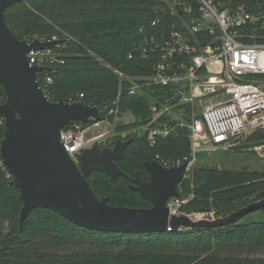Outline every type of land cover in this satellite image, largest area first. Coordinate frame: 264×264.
<instances>
[{"label": "trees", "instance_id": "obj_1", "mask_svg": "<svg viewBox=\"0 0 264 264\" xmlns=\"http://www.w3.org/2000/svg\"><path fill=\"white\" fill-rule=\"evenodd\" d=\"M227 2L231 7L248 5L251 10L264 6V0ZM172 3L173 0H29L8 7L5 21L19 40H58L53 47L56 61L38 75L48 99L83 102L98 108L102 118L120 89L114 70L130 76L152 72L155 59L128 60L127 56L146 37L168 35L172 26L179 24L182 10L176 6L173 11ZM157 19L160 23L152 26ZM46 76L52 77L53 83L45 88L40 78ZM126 87L124 84L122 88ZM81 94L83 98H79ZM5 100V90L0 86V104ZM120 111L132 114L134 121L115 128L116 134L103 148L113 147L123 139V133L143 126L150 118V101L124 92ZM75 123L78 122L69 123L66 129ZM4 136L5 122L0 115V145ZM131 138L124 159L116 161L125 176L112 182L107 175L93 172L87 181L94 194L99 199L108 198L111 206L150 208L149 201L130 189L132 179L138 174L148 182L150 176L144 164L158 161L157 157L172 162L190 158L192 144L186 132L160 139L154 147L144 137H127ZM240 142L232 149L257 156L253 148L264 143V129ZM232 149L223 152L229 154ZM11 181L0 154V264H264V207L258 210L263 214L260 221L242 222L241 217L219 228L166 233L95 232L43 208L33 209L20 226L23 202ZM262 191L264 170L194 166L179 187L180 197L193 195L181 211L215 212L216 218H224L248 206L253 202L251 198Z\"/></svg>", "mask_w": 264, "mask_h": 264}, {"label": "built area", "instance_id": "obj_2", "mask_svg": "<svg viewBox=\"0 0 264 264\" xmlns=\"http://www.w3.org/2000/svg\"><path fill=\"white\" fill-rule=\"evenodd\" d=\"M227 1L173 0L172 10L176 6L182 10L179 24H174L168 35L146 37L127 56L128 60L155 59L152 72L130 76L114 70L120 89L106 115L60 131V142L76 165L83 149L96 142L103 148L111 138L100 133L101 127L128 114L120 111L124 92L147 98L150 118L143 126L123 133V140L136 135L154 147L160 139L186 132L192 144L190 158L172 162L157 157L167 168L186 164L185 179L200 153L210 156L219 150L229 151L237 140L264 129V6L251 10L248 5L231 7ZM159 23L157 19L152 26ZM35 39L45 41L38 37L25 41ZM55 55L53 48L27 53L31 66L44 67L56 61ZM40 80L45 88L53 83L50 76ZM124 84L126 89L122 88ZM83 97L81 94L79 98ZM253 151L264 159V143ZM192 199L193 195L173 197L167 206L171 213H180ZM189 215L216 218L215 212Z\"/></svg>", "mask_w": 264, "mask_h": 264}, {"label": "water", "instance_id": "obj_3", "mask_svg": "<svg viewBox=\"0 0 264 264\" xmlns=\"http://www.w3.org/2000/svg\"><path fill=\"white\" fill-rule=\"evenodd\" d=\"M29 0H0V86L6 100L0 104L5 136L0 145L4 166L11 184L20 191L23 208L20 226L33 209H49L74 225L102 233L151 234L182 230L214 229L264 207V191L248 206L227 217L196 218L185 212L171 213L167 202L179 196L187 165L163 167L159 161L146 162L149 182L138 174L130 189L150 202V208H125L99 199L87 178L93 172L107 175L112 182L125 176L116 161L132 143L118 139L114 147L101 148L96 142L83 149L79 165L70 158L60 142V131L69 123H88L100 119V110L83 102H52L43 92L38 73L47 67L31 66L27 53L51 49L58 40L28 43L13 35L5 21V10Z\"/></svg>", "mask_w": 264, "mask_h": 264}, {"label": "rangeland", "instance_id": "obj_4", "mask_svg": "<svg viewBox=\"0 0 264 264\" xmlns=\"http://www.w3.org/2000/svg\"><path fill=\"white\" fill-rule=\"evenodd\" d=\"M58 51V50H57ZM56 52V50H55ZM114 122L106 127H101L99 129L100 133H105L107 137H112L116 134L115 128L118 126L126 125L133 121L134 116L130 113L118 116L115 118ZM106 137V138H107ZM124 137V134H122ZM123 140V139H122ZM240 140H237L233 147H237L240 143ZM231 148V149H232ZM200 153L195 166L205 165V166H216L218 168H227L234 171H241L243 169H248L250 171H263L264 170V159H261L258 155L246 154L242 153L238 149H232L229 154H225L223 151L219 150L216 152H212L210 156L206 158ZM199 213V212H198ZM195 213V214H198ZM263 218V214L256 210L250 212L249 214L243 216L242 222H252V221H260ZM68 247L64 248L67 249Z\"/></svg>", "mask_w": 264, "mask_h": 264}, {"label": "flooded vegetation", "instance_id": "obj_5", "mask_svg": "<svg viewBox=\"0 0 264 264\" xmlns=\"http://www.w3.org/2000/svg\"><path fill=\"white\" fill-rule=\"evenodd\" d=\"M125 140H129V139H125ZM113 147H114V146H113ZM149 181H150V180H149ZM149 181H148V182H149Z\"/></svg>", "mask_w": 264, "mask_h": 264}]
</instances>
